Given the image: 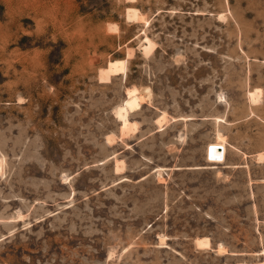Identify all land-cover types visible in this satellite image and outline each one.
Here are the masks:
<instances>
[{
  "label": "rangeland",
  "instance_id": "rangeland-1",
  "mask_svg": "<svg viewBox=\"0 0 264 264\" xmlns=\"http://www.w3.org/2000/svg\"><path fill=\"white\" fill-rule=\"evenodd\" d=\"M0 160V264H264V0H0Z\"/></svg>",
  "mask_w": 264,
  "mask_h": 264
},
{
  "label": "bare ground",
  "instance_id": "bare-ground-1",
  "mask_svg": "<svg viewBox=\"0 0 264 264\" xmlns=\"http://www.w3.org/2000/svg\"><path fill=\"white\" fill-rule=\"evenodd\" d=\"M131 16L135 17V18H136V16H139V15H137V10L132 9V8L128 9L127 10V17H130V20L133 19V18H131ZM136 19H134V20H136ZM152 45L153 44H152L151 40L148 37H144V40H143L142 46H141L142 47L141 52L143 54L152 53L153 52L152 51ZM124 63H125L124 61H110L105 68L100 69V71L98 73L100 75V81H101V79H103L104 81H108L106 79H108L110 75L114 76L113 74H117V73L123 74L125 72V67H126ZM110 78H111V76H110ZM256 93L257 92H249V98L251 99V101L252 100L254 101V99H255L256 101L259 102V99L258 100L256 99L258 97L256 95ZM126 97H127L126 101L123 102L122 104H120L117 107V109L115 110L116 111V114H115L116 118L119 120V122L121 124V130L128 129V127H130L131 125L134 124L133 121L131 122L128 119V113H132L133 111H136L138 108H140L141 104L145 103V101L149 98V95H147L146 93L141 94L140 90L138 88L133 87V88L126 90ZM255 103H257V102H255ZM163 115H162V117H163ZM160 119H161V117H160ZM163 120H165L164 117H163ZM158 121L159 120H157L156 123H158ZM158 126H159V124H158ZM135 128H136V124H135ZM126 131H128V130H126ZM123 132H125V131H123ZM225 142L226 141L224 140L221 133L216 132L214 142L209 143L205 148V160L207 161L208 164L215 166L217 164L219 165V164L224 163L225 144H226ZM222 153H223V155H222ZM1 167H2V162L0 160V173H1Z\"/></svg>",
  "mask_w": 264,
  "mask_h": 264
}]
</instances>
